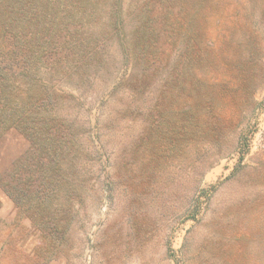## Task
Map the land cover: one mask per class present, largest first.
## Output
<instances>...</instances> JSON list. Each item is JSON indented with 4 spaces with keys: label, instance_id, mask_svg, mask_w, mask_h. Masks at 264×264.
Here are the masks:
<instances>
[{
    "label": "rangeland",
    "instance_id": "374dc122",
    "mask_svg": "<svg viewBox=\"0 0 264 264\" xmlns=\"http://www.w3.org/2000/svg\"><path fill=\"white\" fill-rule=\"evenodd\" d=\"M95 1L87 40L113 50L54 86L102 147L58 171L0 137V264H264V0ZM146 22L164 57L143 72L112 28Z\"/></svg>",
    "mask_w": 264,
    "mask_h": 264
},
{
    "label": "trees",
    "instance_id": "16d2710c",
    "mask_svg": "<svg viewBox=\"0 0 264 264\" xmlns=\"http://www.w3.org/2000/svg\"><path fill=\"white\" fill-rule=\"evenodd\" d=\"M97 5L95 0H0V137L18 131L35 139L40 150L55 160L58 171L64 161L70 172L75 171V155L95 154L102 147L98 126L87 142L79 144L81 127L56 112L58 105L72 108L73 103L66 101L75 99L72 95L62 98L54 86H63L64 81L69 85L72 76L87 75L86 70L98 73L113 50L106 44L97 51L87 40ZM141 7L146 9L145 3ZM146 23L133 26L129 36L121 27L112 28L117 41L127 43L130 67L141 64L146 68L143 72L164 57L158 48L159 28ZM110 34L104 31L97 38L107 42ZM152 48L156 51L151 52ZM54 54L51 64L49 56ZM140 77L130 79L138 82Z\"/></svg>",
    "mask_w": 264,
    "mask_h": 264
}]
</instances>
